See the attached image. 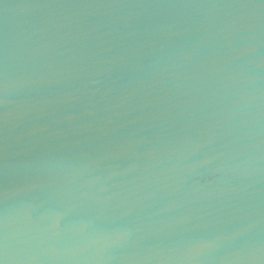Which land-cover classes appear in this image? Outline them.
I'll list each match as a JSON object with an SVG mask.
<instances>
[{
    "label": "water",
    "instance_id": "1",
    "mask_svg": "<svg viewBox=\"0 0 264 264\" xmlns=\"http://www.w3.org/2000/svg\"><path fill=\"white\" fill-rule=\"evenodd\" d=\"M0 264H264V0H0Z\"/></svg>",
    "mask_w": 264,
    "mask_h": 264
}]
</instances>
